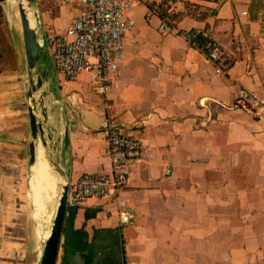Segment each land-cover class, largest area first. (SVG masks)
<instances>
[{
    "label": "crops",
    "instance_id": "obj_1",
    "mask_svg": "<svg viewBox=\"0 0 264 264\" xmlns=\"http://www.w3.org/2000/svg\"><path fill=\"white\" fill-rule=\"evenodd\" d=\"M187 2L195 13L179 15ZM36 3L45 37L64 31L81 8L80 0ZM162 9L178 15V32L160 28ZM126 13L135 24L119 85L99 93L87 71L74 81L57 72L60 96L44 102L40 120L58 189L84 172H110L104 116L143 136L152 155L133 164L122 191L135 221L122 225L111 197L68 203L56 264H264V119L238 98L240 87L264 97V0H140ZM189 29L223 46V74L182 33ZM5 78L0 264H40L49 228L38 233L26 207L29 100L15 89L5 94Z\"/></svg>",
    "mask_w": 264,
    "mask_h": 264
},
{
    "label": "built area",
    "instance_id": "obj_2",
    "mask_svg": "<svg viewBox=\"0 0 264 264\" xmlns=\"http://www.w3.org/2000/svg\"><path fill=\"white\" fill-rule=\"evenodd\" d=\"M80 12L64 31L48 32L47 42L57 72L69 81L77 80L83 71L90 74L91 86L99 93H107L117 87L123 75L125 65V34L133 27L135 20L127 15V10L136 6L140 0H80ZM179 15L195 13V5L190 2ZM155 11L159 12L156 7ZM169 14L162 17L160 28L165 31L178 32L171 23L175 17ZM199 30L189 29L182 33L191 41ZM204 33H207L204 31ZM205 50V49H204ZM210 60L215 62L216 72L224 73L225 49L213 41L205 50ZM239 101L264 119V97L254 90L240 87ZM71 101V99H70ZM73 104V101H71ZM100 131L107 141V154L111 161L110 172H84L70 184L68 203H79L89 197H111L118 207L120 223L127 225L135 221V211L122 193L129 180L133 164L152 155L143 136L129 133L114 123L111 118L101 119ZM172 167L167 165L165 174H171ZM131 264H138L132 262Z\"/></svg>",
    "mask_w": 264,
    "mask_h": 264
},
{
    "label": "rangeland",
    "instance_id": "obj_3",
    "mask_svg": "<svg viewBox=\"0 0 264 264\" xmlns=\"http://www.w3.org/2000/svg\"><path fill=\"white\" fill-rule=\"evenodd\" d=\"M13 2V7H10L7 1L0 3V73L6 74L8 77L5 78L7 84L4 86L3 90L7 91L5 94H10L9 91H11V89L22 92L29 102L32 101L36 105L39 116L43 118L44 102L45 106L46 104L48 106L49 99L55 96L54 78L51 70L52 63L50 62L49 55L46 50L47 47L44 46V56L34 67L29 66L24 48L21 21L18 16L19 0H13ZM28 5H31L30 7L38 10L36 0L29 1ZM39 149L45 157L48 167L50 168L43 146L40 145ZM53 174L58 180V175L54 172ZM30 178L31 170L29 169L27 185L28 194H26L28 201V205L26 206L27 212L32 217L31 221L33 224L40 223L41 226L43 225L50 228L52 223H48V225L45 222L46 214H51L53 216L52 219H54L62 188L60 187L58 189V198L55 202H53L52 206L47 208L46 214L39 215L36 214V204H33L35 203V198L31 197L29 188V186L31 187ZM51 222H53V220Z\"/></svg>",
    "mask_w": 264,
    "mask_h": 264
},
{
    "label": "water",
    "instance_id": "obj_4",
    "mask_svg": "<svg viewBox=\"0 0 264 264\" xmlns=\"http://www.w3.org/2000/svg\"><path fill=\"white\" fill-rule=\"evenodd\" d=\"M6 0H0L4 2ZM29 1L27 0V4ZM31 5H28L29 8ZM36 10V9H35ZM28 8L22 3H19V14L21 21V30L23 34L24 48L27 57V61L30 67H34L36 63L44 56V46H49L47 42V38L44 33L41 34L39 32V23H40V15L39 9L36 10L35 14L38 17L37 28H34L31 25V21L28 14ZM40 40L42 42H40ZM52 61V57H51ZM53 78H54V91L57 96H60L61 93V84L59 81V77L57 74V70L52 61L51 66ZM43 109V113H44ZM29 120H30V128L32 139L29 142V169L31 170V176L33 173L32 167L37 160V152L39 145H43L44 147L47 145V140L44 136V130L42 126V122L40 120L39 113L37 112L36 105L30 101L29 102ZM66 139L69 138L68 129L65 132ZM31 183V178H30ZM70 184H65L61 186V193L59 195V202L57 205V210L54 215L53 222L50 227V234L45 240L44 249L41 257L40 264H56L58 250L61 240V235L64 226V220L67 212L68 206V192H69ZM57 190V188H56ZM40 223L37 226V232L40 230Z\"/></svg>",
    "mask_w": 264,
    "mask_h": 264
},
{
    "label": "bare ground",
    "instance_id": "obj_5",
    "mask_svg": "<svg viewBox=\"0 0 264 264\" xmlns=\"http://www.w3.org/2000/svg\"><path fill=\"white\" fill-rule=\"evenodd\" d=\"M6 1L9 3L10 7L14 6L13 0H6ZM20 2H22L28 8L27 12L29 14L31 25L34 28H37L38 17L35 14L36 10L33 7H31V8L28 7L27 0H19V3ZM18 16L20 18V14H18ZM40 42H42V41L40 40ZM32 170H33V173L31 176L30 192H31V196L35 198V203H33V204H36V206H37L36 214L42 215L43 210L46 208V206L48 204L51 206L53 204V202H55L56 199L58 198V194H57V190H56L57 185H58V180H57L56 176H54L53 172L51 171V168L48 167L46 160H45V157L43 156L39 147H38V152H37V160H36L35 164L33 165ZM34 216H36V215H34ZM36 218H38V217H36ZM49 234H50V228L48 231V235ZM48 235H47V237H48Z\"/></svg>",
    "mask_w": 264,
    "mask_h": 264
},
{
    "label": "trees",
    "instance_id": "obj_6",
    "mask_svg": "<svg viewBox=\"0 0 264 264\" xmlns=\"http://www.w3.org/2000/svg\"><path fill=\"white\" fill-rule=\"evenodd\" d=\"M187 3H190V2H187ZM195 7L197 8V5H195ZM167 14H169V12L166 9H162V11L160 12V15L162 17L166 16ZM170 15L173 17L174 16L176 17V14L174 13H170ZM194 39L198 42V44H195L193 42L192 43L205 50L208 48V44L214 41L213 38L210 36V34L204 33L203 30H199V32L197 33V36Z\"/></svg>",
    "mask_w": 264,
    "mask_h": 264
}]
</instances>
